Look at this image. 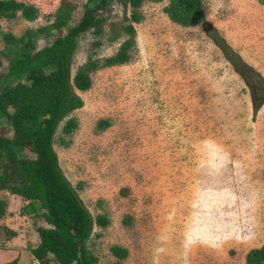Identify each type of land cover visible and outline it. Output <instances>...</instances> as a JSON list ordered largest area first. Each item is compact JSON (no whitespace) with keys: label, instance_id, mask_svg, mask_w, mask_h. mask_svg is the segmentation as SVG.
I'll use <instances>...</instances> for the list:
<instances>
[{"label":"rangeland","instance_id":"rangeland-1","mask_svg":"<svg viewBox=\"0 0 264 264\" xmlns=\"http://www.w3.org/2000/svg\"><path fill=\"white\" fill-rule=\"evenodd\" d=\"M16 1L37 17H0V73L8 56L28 53L5 34L32 31L44 46L58 12L70 28L87 0ZM173 1L143 0L139 22L131 7L125 19L121 3L98 12L101 30L80 36L71 65L73 77L88 59L132 43L129 62L93 72L91 88L77 91L84 105L67 118L77 127L62 133L65 119L54 140L82 203L94 219L107 218L86 243L96 264H248L250 251L264 245V101L254 103L202 24L172 18ZM202 3L207 23L264 81V0ZM8 125L4 118L0 129ZM0 197L9 214L0 221V264H33L37 226L47 225L23 215L29 202L21 195L0 188Z\"/></svg>","mask_w":264,"mask_h":264},{"label":"trees","instance_id":"trees-1","mask_svg":"<svg viewBox=\"0 0 264 264\" xmlns=\"http://www.w3.org/2000/svg\"><path fill=\"white\" fill-rule=\"evenodd\" d=\"M142 1L87 0L79 22L70 28L61 10L46 33L51 39L44 46H39L32 31L22 38L4 35L7 43L22 44L21 50L28 53L8 56V69L0 73V123L5 118L9 124L6 130L0 129V150L5 159L1 163L5 181L0 178V188H9L29 202L23 215L31 216L35 224L41 220L46 223L47 227L37 226L39 242L30 248L41 264H96L98 261L86 243L94 224L105 226L107 218L100 215L94 219L64 176L54 149L55 134L73 111L83 107V99L77 91L91 88L93 72L125 64L132 57V43H123L111 57L88 59L72 77L71 65L80 36L90 31L99 32L103 19L97 13L117 3L124 8L125 19L131 7V19L139 22L141 15L135 9ZM168 12L180 23L202 24L246 82L254 103L260 105L264 101L263 79L232 52L207 23L202 0H174ZM19 13L29 20L37 17L31 5L0 0V17L16 18ZM126 31L134 35L133 24L126 26ZM76 127L75 119H67L62 133L69 134ZM8 132L12 135H7ZM6 213L7 204L0 197V220ZM17 261L3 264H17ZM247 263L264 264V245L250 251Z\"/></svg>","mask_w":264,"mask_h":264},{"label":"crops","instance_id":"crops-1","mask_svg":"<svg viewBox=\"0 0 264 264\" xmlns=\"http://www.w3.org/2000/svg\"><path fill=\"white\" fill-rule=\"evenodd\" d=\"M6 215H9V214H8V213H6ZM6 215H5V216H6ZM5 216H4V218H5ZM4 218H2L0 221H2ZM1 227H3V226H0V228H1ZM36 246H37V245H36ZM36 246H35V247H36ZM33 257H34V256H33ZM34 258H35V257H34ZM34 258H33V259H34ZM15 259H17V260H18V258H15ZM15 259H13V260H15ZM13 260H12V261H13ZM31 261H32V260H31ZM17 264H20V263H19V261H17Z\"/></svg>","mask_w":264,"mask_h":264},{"label":"clouds","instance_id":"clouds-1","mask_svg":"<svg viewBox=\"0 0 264 264\" xmlns=\"http://www.w3.org/2000/svg\"><path fill=\"white\" fill-rule=\"evenodd\" d=\"M38 259L34 258L33 259V264H41V262L37 261ZM38 262V263H37Z\"/></svg>","mask_w":264,"mask_h":264},{"label":"built area","instance_id":"built-area-1","mask_svg":"<svg viewBox=\"0 0 264 264\" xmlns=\"http://www.w3.org/2000/svg\"><path fill=\"white\" fill-rule=\"evenodd\" d=\"M38 263V262H37Z\"/></svg>","mask_w":264,"mask_h":264}]
</instances>
